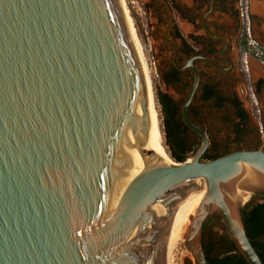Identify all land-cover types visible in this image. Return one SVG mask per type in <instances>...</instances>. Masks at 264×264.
Instances as JSON below:
<instances>
[{
    "label": "water",
    "instance_id": "water-1",
    "mask_svg": "<svg viewBox=\"0 0 264 264\" xmlns=\"http://www.w3.org/2000/svg\"><path fill=\"white\" fill-rule=\"evenodd\" d=\"M183 163L156 157L140 61L118 0H0V264H161L173 205L204 196L183 246L207 264L202 229L219 217L246 264H262L238 190L264 194V151Z\"/></svg>",
    "mask_w": 264,
    "mask_h": 264
},
{
    "label": "flooded vegetation",
    "instance_id": "flooded-vegetation-1",
    "mask_svg": "<svg viewBox=\"0 0 264 264\" xmlns=\"http://www.w3.org/2000/svg\"><path fill=\"white\" fill-rule=\"evenodd\" d=\"M139 2L145 17L143 31L162 81L181 105L193 84L186 63L191 61L198 72L187 116L206 134L208 149L210 133L221 139L224 133L233 151L260 146L264 151V0ZM246 97L250 101L245 105ZM180 108L179 121L186 127ZM185 133L200 141L188 128ZM217 148H212L215 155L228 152ZM255 195L258 201L248 204L260 201L262 194Z\"/></svg>",
    "mask_w": 264,
    "mask_h": 264
},
{
    "label": "rangeland",
    "instance_id": "rangeland-1",
    "mask_svg": "<svg viewBox=\"0 0 264 264\" xmlns=\"http://www.w3.org/2000/svg\"><path fill=\"white\" fill-rule=\"evenodd\" d=\"M121 5L124 7V9L127 12L128 18H129V24H131L132 29L134 31L135 38L139 44V49L142 55V58L145 60L148 74L151 80V85L154 93L155 103L158 107V114L159 119L161 122V133H162V140H163V146L166 150V153H168V157L173 163L175 162L172 157L170 156V149L167 145V136H166V129H165V120H164V114L162 113L161 106L158 102V97L160 95L167 96L170 101L171 105L177 111L176 119L179 121V111L180 108V101L178 95L174 93L169 87L165 86L164 82L162 81V77L160 75L159 69H158V60L155 58L153 53L150 51L149 48V41L147 40V36L144 33L143 24H145V17L143 14L142 5L140 4L139 0H120ZM244 52L241 53V56L243 57ZM240 56V57H241ZM248 100L250 101V98L242 99V101H245L248 103ZM221 136H224L223 139L217 138V136L214 133H210V141L218 147V151L227 150L228 152L233 151L235 148L229 144V140L225 139L224 133H222ZM185 140L188 144L195 146L199 143V141H193L191 138L188 137V134L185 133ZM213 147H210L208 153L214 154ZM191 153H189L186 156V159L189 157ZM258 201V197L255 194H249L247 198L243 201L242 206L244 207L250 202H256ZM225 229L223 226V223L219 217H211L206 223L205 228L203 229V240L206 243L209 238L212 239L214 242L213 249L211 251V255H215L218 251H223L225 248L223 244L222 238L225 237ZM182 240L177 241L174 254H173V264H194L192 256L186 251V249L183 246Z\"/></svg>",
    "mask_w": 264,
    "mask_h": 264
},
{
    "label": "trees",
    "instance_id": "trees-1",
    "mask_svg": "<svg viewBox=\"0 0 264 264\" xmlns=\"http://www.w3.org/2000/svg\"><path fill=\"white\" fill-rule=\"evenodd\" d=\"M158 102L160 103L162 113L164 114L166 136L168 138L167 145L171 152L170 156L175 162L183 163L186 160V156L189 153H193L199 143L192 146L185 140L184 136L187 128L184 127L180 121L175 120L177 111H175L171 105L170 99L165 95H160L158 97ZM210 144V147H215L212 142ZM208 151L209 149L205 152L203 160L209 161L219 157L215 154H209ZM226 153L228 152H225L224 154ZM241 215L246 236L261 263L264 264V194H262L259 202L245 205L241 210ZM204 228L205 224L203 226V229ZM203 229L202 248L207 264H246L242 257L237 253L226 234L225 237L222 238L223 244L226 248H224L223 251L216 252L215 255H211L210 253L213 249L214 242L211 238H209L206 243L204 242ZM223 252H229L231 254L222 255Z\"/></svg>",
    "mask_w": 264,
    "mask_h": 264
},
{
    "label": "bare ground",
    "instance_id": "bare-ground-1",
    "mask_svg": "<svg viewBox=\"0 0 264 264\" xmlns=\"http://www.w3.org/2000/svg\"><path fill=\"white\" fill-rule=\"evenodd\" d=\"M120 3V0H118ZM123 16L127 23L131 38L133 40L140 65L143 72L144 83L147 94V101L150 114V126H151V135L153 141V147L155 152V157L163 164L173 165V162L168 157V153L163 146L162 133H161V122L159 119V114L157 106L155 103L154 93L151 85V80L148 74V69L145 60L142 58L139 44L135 38L134 31L131 24H129V18L126 10L121 5ZM249 195L246 191L238 190L236 193L237 201L242 205L243 201ZM204 196V184L200 181L196 182L193 187L171 208L167 227L165 234L161 243L160 250V261L161 264H173V254L177 241L184 239L187 236L191 218L195 215L202 199Z\"/></svg>",
    "mask_w": 264,
    "mask_h": 264
},
{
    "label": "built area",
    "instance_id": "built-area-1",
    "mask_svg": "<svg viewBox=\"0 0 264 264\" xmlns=\"http://www.w3.org/2000/svg\"><path fill=\"white\" fill-rule=\"evenodd\" d=\"M243 59L246 60V54L243 55Z\"/></svg>",
    "mask_w": 264,
    "mask_h": 264
}]
</instances>
